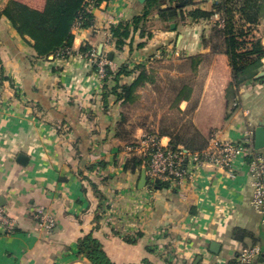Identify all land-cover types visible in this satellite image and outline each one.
Segmentation results:
<instances>
[{
	"label": "crops",
	"instance_id": "0c3cea01",
	"mask_svg": "<svg viewBox=\"0 0 264 264\" xmlns=\"http://www.w3.org/2000/svg\"><path fill=\"white\" fill-rule=\"evenodd\" d=\"M19 1L38 9L46 2ZM145 1L96 4L90 11L93 25L73 29L69 57H38L33 41L23 39L10 21L0 17V71L7 76L0 105V207L16 223L10 233L0 227V264H92L78 249L79 240L89 233L102 242L116 264H226L232 247H244L249 241L259 245L255 228L261 217L250 212L252 206L241 203L244 197L249 202L252 194L246 165L232 178L213 165L191 164L190 175L182 183L156 188L149 185L148 178L142 185V169L126 168L132 155L122 137L112 135L102 141L107 126H115L128 105L106 108L103 80L91 61L78 53L86 45L97 50L103 45L102 54L109 57L113 53L108 54L113 47L110 27L141 13ZM202 1L203 9L212 8V2ZM7 2L2 0L0 12ZM154 13L155 26L145 47L132 58L126 50L117 51L111 60L113 70L127 62L131 69L145 65L153 75V81L141 86L138 94L178 91L170 84H178L179 77L189 76L193 70L192 65L181 70L179 64L205 51L203 34L210 32L217 19H224L217 14L192 24L173 22V30ZM232 13L236 29L251 32L252 39L264 46V0H234ZM174 51L187 55L182 59ZM262 64L264 70V57ZM198 67L197 78L204 81L198 103L190 116L191 98L178 105L180 114L186 115V127H195L210 141L212 135L218 140H237L247 128L255 133L258 125L264 126V78L259 84L246 83L233 90L226 53L205 56ZM76 120L89 132L96 152H79L71 129ZM138 127L135 140L144 133ZM160 135L165 143L171 142L168 133ZM19 153L28 156L26 165L16 161ZM77 162L98 168L106 163L100 169L111 177L102 185L107 199L101 203L109 206L106 217L96 220L100 202L87 186L85 191L75 172ZM40 207L56 218L52 231L37 224L34 216ZM237 227L250 235L232 242V230ZM212 242L220 245L218 252L211 250ZM261 259L259 263L264 264Z\"/></svg>",
	"mask_w": 264,
	"mask_h": 264
},
{
	"label": "trees",
	"instance_id": "16d2710c",
	"mask_svg": "<svg viewBox=\"0 0 264 264\" xmlns=\"http://www.w3.org/2000/svg\"><path fill=\"white\" fill-rule=\"evenodd\" d=\"M87 0H46L42 9L34 8L19 0H8L0 12V17L6 18L18 34L29 41H33V48L38 57L49 58L56 56L58 51L66 48H72L74 44L73 28L77 20L81 19L82 27H90L93 25V14L86 9ZM105 0H96L95 3L100 5ZM168 0H146L145 8L141 13L133 15L132 18L125 22H120L117 25L110 27L111 42L113 47L109 50L113 52V59L117 57V51L126 50L131 55L130 58L135 57L143 47H145L147 40L152 36V29L154 23V11L158 17L167 24V28L173 22H177V18L191 17L194 21L200 19H209L210 17L222 14L224 17V26L219 27L217 32L224 37L223 43L225 53L229 56L230 65L232 67V77L236 85L241 81L252 78L254 72L250 69L253 67H260L262 58L264 57V46L260 42H254L253 48L250 51L243 50L245 32L237 30L233 21V4L234 0H219L213 3L211 9H203L197 6L196 0H171L170 4L165 6ZM242 8V7H241ZM205 39H203L204 42ZM217 47V45H215ZM90 45L82 47V52L92 49ZM214 48V47H213ZM110 55V54H109ZM256 56L255 59H248V56ZM191 60L199 65L201 56H193ZM93 70L98 72L97 65H93ZM138 71V72H137ZM137 72V75L133 74ZM2 76V77H1ZM152 74L149 73L145 65H137L134 69L129 67L127 62L120 63L113 70L107 66V75L102 80L103 82V103L108 107L118 104L131 105L138 99V89L148 82H152ZM133 77V79H130ZM242 77V78H241ZM0 78L7 79V76L0 71ZM78 116V113H74ZM76 120V126L71 129L79 143V152H91L96 150L93 144L90 143V134L82 126L81 122ZM125 122L123 114L115 121V126H107V135L121 137V125ZM171 136L170 144L173 148L178 149L180 145L186 146L191 151L203 150L209 142L205 141L201 147L196 148L189 140H174L173 134ZM260 152H263L259 150ZM264 153V152H263ZM77 161V160H76ZM77 162L75 168L76 174L84 183V189L87 187L91 189L96 198L99 200V205L95 212L96 220L103 216L109 215V206L102 205L101 201L107 199L106 193L102 189V185L107 184L111 179L110 175L105 171L101 173V167L105 169L106 163H101V167L93 165L79 166ZM126 168L135 170L141 169V161L138 157L132 155L127 161ZM101 173V174H100ZM156 188L168 187V183L153 182ZM87 186V187H86ZM100 210V212H98ZM235 236L238 239H243L250 233L242 228H236ZM127 241L133 242L132 238L127 237ZM79 253L85 255L92 264H116L107 255L102 242L92 233L85 235L78 242ZM144 264H154L153 262H146Z\"/></svg>",
	"mask_w": 264,
	"mask_h": 264
},
{
	"label": "built area",
	"instance_id": "2783aa9c",
	"mask_svg": "<svg viewBox=\"0 0 264 264\" xmlns=\"http://www.w3.org/2000/svg\"><path fill=\"white\" fill-rule=\"evenodd\" d=\"M95 1H86L88 11L96 5ZM207 1L215 3L219 0ZM82 22L81 19L77 20L74 28L81 27ZM219 25H224V19L219 21ZM72 54V48H66L58 51L56 57H69ZM78 56L90 60L92 65H97V73L101 79L107 75V66L112 65L108 55L99 54L96 48L79 52ZM0 103H3L1 84ZM243 136L240 141L218 140L213 136L207 147L193 152L186 146L182 148V145L175 149L170 143H165L160 134L146 131L128 145V150L140 159L141 169H145L148 179H159V182L168 184H178L186 180L190 175L191 164L197 167L213 165L232 178L237 176L244 164L252 187L250 204L258 214L264 216V153L254 147L253 129L247 128ZM34 217L39 227L47 231H52L57 226L56 218L44 207H40ZM15 225L14 219L0 207V227L10 233L14 231ZM258 258L264 259V248L259 245L245 246L241 248L237 260L232 264H254Z\"/></svg>",
	"mask_w": 264,
	"mask_h": 264
},
{
	"label": "rangeland",
	"instance_id": "374dc122",
	"mask_svg": "<svg viewBox=\"0 0 264 264\" xmlns=\"http://www.w3.org/2000/svg\"><path fill=\"white\" fill-rule=\"evenodd\" d=\"M0 3H2V0H0ZM198 7L204 8V2L202 0H199L197 3ZM194 19L191 17L188 18H177V22L179 25H186V24H192ZM196 22V21H195ZM172 25V24H171ZM219 19H217L214 22V25L211 26L210 32L203 34L204 40V49L205 51L201 52L199 55L201 56V61L204 59L205 56H210L211 58L214 56H220L222 53L225 54V48L223 40L224 37L220 35L217 30L219 29ZM174 30V29H173ZM242 40H244V46L241 48V51L246 50L247 52L250 51L253 48V43L256 42L252 39L251 32H245V37H242ZM210 45V46H209ZM217 45V47H215ZM214 47V48H213ZM173 55H177L179 58H185V55L187 53L185 52H178L176 54V51L172 53ZM164 56V55H162ZM165 57V56H164ZM256 56H248V59H255ZM201 63V62H200ZM180 69L186 70L187 66L191 68L192 65V74L185 77H179L178 84H170V86L173 89H178V91H141V94H138V99L134 104L128 105L124 107L123 115L125 117V122L121 125V134L122 139L125 140L127 144H131L135 141V134L138 130V126L143 128V131H149L157 134L162 133H172L174 140H189L190 143H192L196 148H199L202 146V144L207 140L206 136H204L198 129L192 126L186 127V122L184 118H186V115H181V110L178 109V105L182 100L191 98L189 100V110L187 111L188 116L191 115L192 110H194V106L198 103V100L200 99V96H198L200 91L204 88V81H202L201 78H197L198 74L200 73L198 70V66L195 62L192 60H186L184 62H181ZM230 65V60H229ZM262 62L260 67H253L250 69L251 72H254L250 79H247L245 81H241L239 85H236L235 82H230V86L233 88V90L238 91L240 87L246 83H251L253 85L259 84V80L263 79L264 76H258L260 72L264 71L262 70ZM231 69V75H232V67L230 65ZM199 72V73H198ZM2 77V76H1ZM242 78V77H241ZM11 82V81H10ZM4 78H0V84L3 87ZM13 85V84H12ZM195 90V91H194ZM2 103H0L1 105ZM194 107V108H193ZM193 108V109H192ZM159 119V120H158ZM190 119V118H189ZM160 121V122H159ZM214 134V133H211ZM214 136V135H212ZM211 136V138H212ZM244 138L242 135L237 140H231V141H240ZM205 140V141H204ZM263 151V150H262ZM132 155V154H131ZM149 180V185L151 187H155L151 179ZM173 184H169L168 187H172ZM167 188V187H165ZM251 199V198H250ZM242 200V199H241ZM245 202L246 207H251L249 205L250 200L248 202V198L244 197L241 203ZM239 203V204H241ZM252 213H254L258 218H260V223L258 222L257 227L255 228L258 238V242L261 248H264V224L261 223V219L264 218V216L259 215L257 212H254L255 210L253 207H251ZM239 228V227H237ZM235 229L232 230L233 238L232 242H234L236 239H238L235 236ZM247 231V230H246ZM250 233V232H249ZM250 235V234H249ZM247 235V236H249ZM246 236V237H247ZM245 238V237H244ZM243 239H238L240 241H243ZM246 246H253L254 242L249 241ZM245 247V246H244ZM238 248V247H237ZM243 248L241 246L238 249H231V257L230 259L226 258L225 260H228L226 264H232L234 261L237 260L239 251ZM254 264H260L259 258L256 260Z\"/></svg>",
	"mask_w": 264,
	"mask_h": 264
},
{
	"label": "water",
	"instance_id": "95a60500",
	"mask_svg": "<svg viewBox=\"0 0 264 264\" xmlns=\"http://www.w3.org/2000/svg\"><path fill=\"white\" fill-rule=\"evenodd\" d=\"M140 1H144V0H140ZM176 27V23H172L171 28L174 29ZM103 51V45H101L99 47L98 53L102 54ZM109 59L112 60L113 59V53H110L109 55ZM258 76H264V71L260 72ZM182 148H184L185 146L182 145ZM254 147L256 150H263L264 151V126L262 124L258 125V127L255 130V139H254ZM29 158L25 153H19L17 156L16 161L22 165H26L28 162ZM147 181V176L145 173V169H142V185H144ZM152 182L158 183L159 179H155ZM219 244L216 242H212L211 245V250L214 252H218L219 251ZM263 260V258L261 259Z\"/></svg>",
	"mask_w": 264,
	"mask_h": 264
}]
</instances>
